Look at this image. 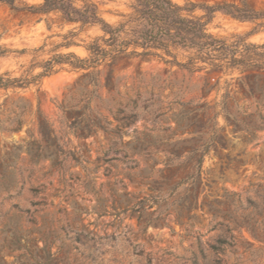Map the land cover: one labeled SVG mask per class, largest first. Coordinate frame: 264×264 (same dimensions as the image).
Wrapping results in <instances>:
<instances>
[{
  "label": "rangeland",
  "instance_id": "374dc122",
  "mask_svg": "<svg viewBox=\"0 0 264 264\" xmlns=\"http://www.w3.org/2000/svg\"><path fill=\"white\" fill-rule=\"evenodd\" d=\"M93 1L112 25L134 3ZM206 27L264 43V29L219 12ZM101 34L0 4V72L30 80ZM53 70L0 89V119L26 106L20 130L0 129V264H264V71L137 56Z\"/></svg>",
  "mask_w": 264,
  "mask_h": 264
},
{
  "label": "trees",
  "instance_id": "16d2710c",
  "mask_svg": "<svg viewBox=\"0 0 264 264\" xmlns=\"http://www.w3.org/2000/svg\"><path fill=\"white\" fill-rule=\"evenodd\" d=\"M0 4L12 11L35 14L57 12L67 22L98 26L102 34L85 45L88 55L84 58L73 52L57 54L46 61L43 71L32 79L10 77L0 72V89H24L35 77L54 72L55 65L67 64L72 70L99 73L101 65L111 66L119 57L137 56L141 59L156 57L165 63L175 64L195 71H264V43H247L246 38L233 35L230 39L219 38L207 30V24L215 13L227 15L239 21H250L255 29H264V9H256L246 0H223L205 3L187 0L179 4L173 0H134L131 11L122 15L117 25L108 23L99 13L93 0H0ZM199 10L200 14H195ZM72 44V41L66 45ZM188 51L187 61L177 60L174 50ZM3 51L0 50V55ZM96 70V71H95ZM91 71V72H90ZM86 74V73H85ZM1 106H4L6 99ZM13 120L0 119V129L18 131L22 125L25 105H17ZM47 127L44 119L40 121Z\"/></svg>",
  "mask_w": 264,
  "mask_h": 264
}]
</instances>
